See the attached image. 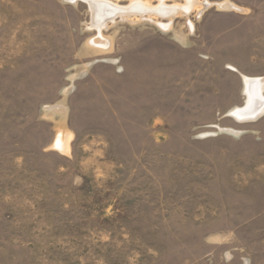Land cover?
<instances>
[{
    "label": "rangeland",
    "instance_id": "1",
    "mask_svg": "<svg viewBox=\"0 0 264 264\" xmlns=\"http://www.w3.org/2000/svg\"><path fill=\"white\" fill-rule=\"evenodd\" d=\"M206 1L98 32L80 1L0 0V264H264V113L230 116L264 0Z\"/></svg>",
    "mask_w": 264,
    "mask_h": 264
},
{
    "label": "bare ground",
    "instance_id": "2",
    "mask_svg": "<svg viewBox=\"0 0 264 264\" xmlns=\"http://www.w3.org/2000/svg\"><path fill=\"white\" fill-rule=\"evenodd\" d=\"M71 3L78 1L87 5L90 13L91 27L95 28L98 32L106 29L107 22H113L115 17L120 19H130V15H136L143 19L152 15H159L161 17L171 16L174 17L180 13L184 16L192 9L197 8L198 15H201L210 3L200 0H185L184 6L173 4L171 6L165 3L168 0H156L157 4L152 6L148 0H131L129 6L119 7L117 3L108 0H68ZM224 8H235L229 4H224ZM146 15V16H145ZM128 19V20H129ZM169 24L162 25L164 29L168 28ZM243 94L244 105L242 107L233 108L230 111V116L238 121L253 120L264 113V81L261 78L243 77ZM52 147L61 154L67 155L69 153L68 139L60 133L57 134Z\"/></svg>",
    "mask_w": 264,
    "mask_h": 264
}]
</instances>
